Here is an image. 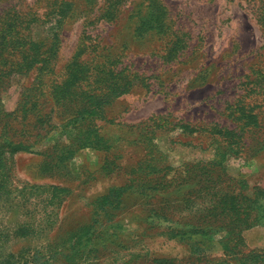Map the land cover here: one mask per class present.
I'll use <instances>...</instances> for the list:
<instances>
[{"label": "rangeland", "instance_id": "obj_1", "mask_svg": "<svg viewBox=\"0 0 264 264\" xmlns=\"http://www.w3.org/2000/svg\"><path fill=\"white\" fill-rule=\"evenodd\" d=\"M0 264H264V0H0Z\"/></svg>", "mask_w": 264, "mask_h": 264}, {"label": "trees", "instance_id": "obj_2", "mask_svg": "<svg viewBox=\"0 0 264 264\" xmlns=\"http://www.w3.org/2000/svg\"><path fill=\"white\" fill-rule=\"evenodd\" d=\"M89 111V110H88ZM92 113V112H91Z\"/></svg>", "mask_w": 264, "mask_h": 264}]
</instances>
